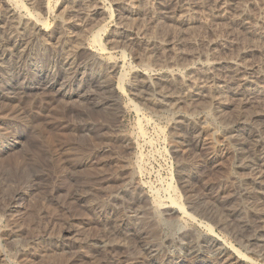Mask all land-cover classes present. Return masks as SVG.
I'll use <instances>...</instances> for the list:
<instances>
[{
	"label": "rangeland",
	"instance_id": "374dc122",
	"mask_svg": "<svg viewBox=\"0 0 264 264\" xmlns=\"http://www.w3.org/2000/svg\"><path fill=\"white\" fill-rule=\"evenodd\" d=\"M167 1L9 2L17 17L36 16L53 33L21 30L24 72L0 68V109L23 111L10 118L0 111V264H218L222 254L235 264H264V163L249 135L264 125V89L247 90L243 109L237 83L212 88L210 78L187 69L222 48L242 75L250 68L264 85V0H240L244 16L238 5L188 0L192 6L171 17ZM144 75L160 81L141 89ZM182 79L209 85L191 101ZM42 80L53 81L51 91ZM105 81L113 103L96 105ZM160 88L180 95L178 105ZM46 96L54 100L43 104ZM241 110L247 129L236 117ZM181 112L192 122L178 120ZM176 201L188 215L172 208ZM216 241L226 245L222 254Z\"/></svg>",
	"mask_w": 264,
	"mask_h": 264
},
{
	"label": "bare ground",
	"instance_id": "6f19581e",
	"mask_svg": "<svg viewBox=\"0 0 264 264\" xmlns=\"http://www.w3.org/2000/svg\"><path fill=\"white\" fill-rule=\"evenodd\" d=\"M10 1H12V0H6L5 1V3H6V6H5V10H4V12L3 13H1L0 14V68H3L5 71H10L11 73H13V75H20V74H22L23 72H24V68L26 67L25 65L24 66H22L20 63V58L22 57V54H23V52H24V50H26L25 49V46H24V49L21 47L20 48V44H22L21 43V41H22V34L24 33V32H22L21 30H25V29H27V30H29L30 29V27H31V29L33 28H36V29H38L40 32H42V34L43 35H45V34H47V35H49V34H51V33H53V31L52 30H49V29H46V28H44V27H38L37 25V17L36 16H33V17H27V18H20V17H22V16H19V17H17L16 16V14H15V8H16V4L18 3L19 4V1H15L16 2V4H14L15 6H13L12 5V2H11V4L9 3ZM30 1V0H29ZM35 1V0H34ZM93 1V0H92ZM190 1V0H189ZM188 0H186V1H182V0H168L165 4H164V6H165V8L164 9H167V14H169L170 15V17L175 13L174 11H175V9L176 8H178V9H176V11L177 10H180L179 8H183L184 10H187L188 8H190L191 6H192V4L189 2ZM212 1H214V4H213V8H216V7H219L220 9H224V8H230L231 10H232V7H234V10H236V8H237V5L239 6V13H238V16H244L245 15V11L241 8V4H240V0H212ZM14 2V1H13ZM21 3V2H20ZM40 3V2H39ZM43 3V2H42ZM83 3H84V1H83ZM92 3V2H91ZM41 4V3H40ZM93 4V3H92ZM95 4V3H94ZM21 5V4H20ZM87 5H89V4H86V6ZM41 6V5H40ZM82 6V5H81ZM117 6V5H116ZM20 7V6H19ZM46 7V6H45ZM84 8H86L85 6H84ZM89 8H90V6H89ZM47 9V8H46ZM88 9V8H87ZM100 9V7L97 5V4H95V5H93L92 6V10H93V12H95V11H97L98 12V10ZM102 12V11H101ZM168 15V16H169ZM29 16V15H28ZM32 16V15H31ZM36 17V18H35ZM236 19H238V17H236L235 15H233L232 17H231V20L233 21H236ZM262 20V22L264 23V19H261ZM40 22V21H39ZM245 22H247V21H245ZM244 22V23H245ZM234 23V22H233ZM238 25L239 26H243V28H244V30L246 29L247 30V26H245V24H243V22H242V20L240 21V19L238 20ZM40 26V25H39ZM257 27V26H256ZM32 29V30H33ZM259 29V28H258ZM30 31V32H33V31ZM260 31V30H259ZM27 32V31H26ZM264 32V31H263ZM262 32V33H263ZM28 33V32H27ZM29 35V34H28ZM94 35V34H93ZM93 35H91V37L90 38H92V36ZM258 35V34H257ZM52 36V35H51ZM58 36V35H57ZM60 36H62V35H60ZM60 36H58V37H60ZM97 36V35H96ZM96 36H93V40H92V42L94 43V44H98L97 43V38H96ZM58 37H57V39H58ZM73 37V36H72ZM26 38V37H25ZM64 38V37H63ZM62 38V39H63ZM67 38V37H66ZM69 38V37H68ZM30 39H31V37H30ZM37 39V38H36ZM60 39V38H59ZM73 39V38H72ZM88 40V39H87ZM62 41H64V39L62 40ZM61 41V42H62ZM27 42H29V40L27 41ZM60 42V43H61ZM91 42V41H90ZM31 43V42H30ZM49 43V42H48ZM86 43V42H85ZM84 43V44H85ZM29 44V43H28ZM89 45H90V43H88ZM101 44V43H100ZM114 44V43H113ZM209 44V43H208ZM8 45H10V46H8ZM25 45H27V44H25ZM29 46V45H28ZM67 46V45H66ZM95 46V45H94ZM99 46V45H98ZM93 47V46H92ZM101 47V46H100ZM69 49V48H68ZM67 49V50H68ZM100 49V48H99ZM222 49V48H221ZM217 50L216 52H214V53H212V58H211V60L210 61H208V60H206L205 59V61H202V62H196V64L197 65H195V62H193L194 63V65L193 66H187V69H190V68H195L197 71H199L200 73H202L206 78H210V84L212 85V88L213 87H218V86H216V84H219V82L221 81V80H223V82L226 84V86L228 87V89H233V84H236L237 83V87H235L234 88V91H233V93L236 95V96H242V97H244L243 98V100L244 101H240L239 102V104L241 105H239L241 108H243L244 109V107H245V105L247 104V90H250V89H252V91H253V89H255V87L256 88H261V89H264V85H259V77L258 76H255V75H252L251 74V71H249L250 70V68H248V70H247V72H246V74H248V75H246V76H244V75H242V71H241V68H239L238 66L237 67H234V66H236V63L235 62H233V60L230 58V57H227V58H225V57H222L221 56V51L222 50ZM73 50H75V49H73ZM66 54V53H65ZM70 55H72V54H70ZM70 55H68V56H70ZM66 56V55H65ZM71 57V56H70ZM64 58H66V57H64ZM73 58V57H72ZM41 59V58H40ZM74 59V58H73ZM208 59V58H207ZM71 60L72 59H69L68 57L65 59V61H64V65L65 66H67V67H71L72 66V63H71ZM74 61V60H73ZM37 62V61H36ZM36 62H32L31 63V65H30V63H29V65H30V67H33V66H35L36 65ZM113 62V61H112ZM23 64V63H22ZM117 64V62H113L112 63V65L113 66H115ZM227 65V68H228V70H224V73H227V71H229V73L230 74H228V75H223L222 73H220V70H222V69H225L226 68V66H223V65ZM74 65V64H73ZM192 65V64H191ZM113 68V67H112ZM111 68V69H112ZM220 68V70L218 71V69ZM116 69V68H115ZM163 70V69H162ZM110 71V70H109ZM142 72V71H141ZM145 72V71H144ZM106 73V72H105ZM166 73V72H165ZM164 73V74H165ZM172 74H174L173 73V71L171 72V71H169L165 76H170V75H172ZM263 74V73H262ZM52 75V74H51ZM105 75V74H104ZM123 75V74H122ZM175 75V74H174ZM173 75V76H174ZM201 75V74H200ZM261 75V74H260ZM264 75V74H263ZM29 76V75H28ZM172 76V77H173ZM203 76V77H204ZM227 76V77H226ZM17 77V76H16ZM68 77V76H67ZM108 77V76H107ZM111 77V76H110ZM122 77V76H121ZM125 77V76H124ZM144 77H145V75H144ZM142 77L141 79L142 80H140V81H137V83H138V85H139V87L141 88V89H143L150 81H152V80H155V79H157V80H159V78H155L154 79V77L153 78H148V77ZM71 78V77H70ZM123 78V77H122ZM227 78V79H226ZM99 79V78H98ZM161 79V78H160ZM163 79V78H162ZM168 79V78H167ZM166 79V80H167ZM196 79V78H195ZM109 80V79H108ZM44 83H45V86H44V90L46 91H44V93H47V91L48 90H50L51 88H52V85L54 84L53 83V81H47V80H42ZM64 81V80H63ZM122 81V80H121ZM160 81V80H159ZM183 81V82H182ZM182 81H180V82H182L181 83V89L184 91L183 93H184V96H186V98H188L189 100H195V99H197V96H199V92H198V90H199V87H208V85H209V82H208V84L206 85L205 83V85L204 86H199L196 82V84H192L191 82H190V80L189 79H182ZM192 81V80H191ZM20 82V81H19ZM66 83V82H65ZM95 84H97V82L95 83ZM99 84V83H98ZM97 84V85H98ZM92 85V84H91ZM221 85V84H220ZM97 87V89H99V90H101V91H99L100 92V94H105L106 96H100L101 98H104L103 99V101H99V102H96L95 104L96 105H98L99 103H102V104H108V103H113V100L112 99H110V97H109V86H108V82L106 83V81L105 82H103V83H100L98 86H96ZM161 87V86H160ZM210 87V86H209ZM218 88H220V87H218ZM248 88V89H247ZM163 89V88H162ZM166 89V88H165ZM198 89V90H197ZM215 89V88H214ZM159 90V89H158ZM170 90V89H169ZM174 90V89H173ZM22 91V90H21ZM51 91V90H50ZM261 91V90H260ZM103 92V93H102ZM160 94L162 93L163 95L162 96H164V99H167V101H168V103H172V105L171 106H173V103L175 102V105L177 104L178 105V103L181 101V96L180 95H177V93L175 94V92H170V91H168V90H161V88H160ZM202 92V91H201ZM232 92V91H231ZM254 92V91H253ZM264 92V91H263ZM52 93V92H51ZM249 93V92H248ZM258 93H259V90H258ZM21 94V93H20ZM90 94V93H89ZM222 94V93H221ZM252 94V93H251ZM251 94H248V97H251ZM48 95H52V94H48ZM81 95V94H80ZM91 96V95H90ZM94 96H95V94H94ZM5 97V96H4ZM88 98H89V96H87ZM150 97H151V95H150ZM46 98V99H45ZM44 98V100L42 99L40 102H42L43 104H47L49 101H51V100H54V97L52 96V97H50V96H46ZM87 98V99H88ZM41 99V98H40ZM150 99V98H149ZM184 99V98H183ZM238 99V98H237ZM239 99H241V97L239 98ZM25 100V99H24ZM249 100V99H248ZM251 100V99H250ZM249 100V101H250ZM170 101V102H169ZM190 101V102H191ZM199 101V100H198ZM4 102H6V101H4ZM26 102V101H25ZM151 102L152 103H154L155 101H154V99L153 100H151ZM164 102V101H163ZM197 102V101H196ZM200 102V101H199ZM210 102V101H209ZM42 103H40V104H42ZM150 103V102H149ZM192 103H194V102H192ZM191 103V104H192ZM4 103H3V101H2V105H3ZM12 104V103H11ZM50 104H52V103H50ZM101 104V105H102ZM187 104H188V102H187ZM187 104H185V105H187ZM197 105L199 104V103H196ZM207 105V103H204V105ZM209 104V103H208ZM16 105V104H15ZM23 106V105H22ZM21 106V107H22ZM180 106V105H179ZM188 106H190V104L189 105H187V107ZM191 106H193L194 108L196 107L195 106V104L194 105H191ZM190 106V107H191ZM200 106V105H199ZM10 107H11V105H10ZM8 105H7V103L2 107V109L3 110H1L0 109V111L4 114H8V115H6V116H8L9 117V115H10V117H13L14 115H16V116H18L19 117V111L21 110H19V108H10ZM15 107V106H14ZM20 107V108H21ZM185 107V106H184ZM192 107V108H193ZM201 107H203V105L201 106ZM210 108H213L214 110H217L219 107H220V101L219 100H217L216 98H212L211 99V102H210V106H209ZM25 108V110H26V107H24ZM181 108H182V106H181ZM186 108V107H185ZM197 108H199V107H197ZM23 109V108H22ZM188 109H189V107H188ZM24 110V109H23ZM181 110V109H180ZM179 110V111H180ZM185 110V109H184ZM191 110H193V109H191ZM22 111V110H21ZM186 111V110H185ZM194 111V110H193ZM237 111H238V109H237ZM246 111H249V110H247V108H246ZM18 112V113H17ZM30 112V111H29ZM182 112H183V110H182ZM179 113V115L177 116V119L179 120V119H183V120H185V121H190V122H192V116H189V114H187L186 112H188V110L185 112V113ZM190 112V111H189ZM236 112V111H235ZM241 113H234V114H236V117L238 118V119H240L241 121H239V123H241V124H243V125H245L246 127V129L249 127V119H248V123H247V117L249 116H247V112L245 113L244 112V110H241L240 111ZM1 113V114H2ZM22 113H23V111H22ZM28 113V112H27ZM177 113V112H176ZM0 114V115H1ZM21 114V113H20ZM191 114V113H190ZM208 114V113H207ZM258 114V113H257ZM11 115H13V116H11ZM176 115V114H175ZM26 116V115H25ZM233 116V115H232ZM259 116V115H258ZM5 117V116H4ZM9 117V118H10ZM21 117V116H20ZM29 117V116H28ZM16 118V117H15ZM254 118V117H253ZM252 118V119H253ZM176 120V119H175ZM259 120V119H258ZM254 121H256L255 119H254ZM254 121H252V124L254 123V124H256ZM221 122V121H220ZM219 122V123H220ZM257 122V121H256ZM180 124V123H179ZM247 124H248V127H247ZM251 124V125H252ZM264 124V123H263ZM191 125V124H190ZM193 126V125H192ZM258 127H256V126H251L250 128L253 130V127H254V129H255V131H252L251 132V134L249 133V135H250V138H252L251 140H252V146H255L257 149L255 150V154L254 155H256V158L263 164L264 163V125H262L261 124V126L260 125H257ZM260 126V127H259ZM1 127V126H0ZM256 127V128H255ZM6 128V127H5ZM229 130H232V127L230 126V129ZM246 132V131H245ZM248 134V133H247ZM243 135V134H242ZM241 139V138H240ZM259 147V148H258ZM252 148V147H251ZM252 149H255V148H252ZM253 151V150H252ZM22 157V156H21ZM243 157V156H242ZM89 158V159H88ZM87 159H88V161L87 162H90L91 161V156H88L87 157ZM243 159V158H242ZM248 159H249V157H248ZM242 161V160H241ZM21 164V163H20ZM63 164V163H62ZM14 166H16V165H14ZM171 189V188H170ZM177 197H175L174 199H176ZM159 201V200H158ZM171 201H172V199H171ZM154 203H159V202H156V201H154ZM172 204H175L176 206H174V207H172L173 209H177V211H179L181 214H183V215H188V213L186 212V210H185V207L182 205V204H180L178 201H176V202H174V203H172ZM156 205V204H155ZM159 205L160 204H157V206H155L157 209L159 208ZM256 206V205H255ZM155 209V208H154ZM156 209V210H157ZM156 214H158V213H156ZM162 216V215H161ZM164 222V221H163ZM172 228V227H171ZM206 242V241H205ZM199 243H198V245L196 246V247H199ZM215 246V245H214ZM225 243H223V242H217L216 241V246H215V249H219L220 250V253L222 254V251H224V248H225ZM201 247H202V244H201ZM149 248V247H148ZM147 248V249H148ZM147 249H143V252H146V253H150V251H151V249H149L148 251H146ZM202 250V249H201ZM140 253V252H139ZM141 253H142V251H141ZM203 252L202 251H199V254L201 255ZM141 255V254H140ZM144 255V254H143ZM142 255V256H143ZM222 256V258L224 259V260H222V259H220L218 262L219 263H221V264H235V262H231V259H229L228 261L227 260H225V258L226 257H224V254H222L221 255ZM171 258V257H170ZM172 258H173V256H172ZM239 258V257H238ZM194 260V259H193ZM168 261H170V260H168ZM176 262V261H175ZM179 263L181 262V261H178ZM174 263V262H173ZM218 263V264H219ZM177 264V263H176Z\"/></svg>",
	"mask_w": 264,
	"mask_h": 264
}]
</instances>
